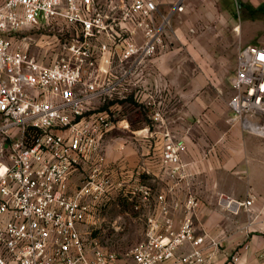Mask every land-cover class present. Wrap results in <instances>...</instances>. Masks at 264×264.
Instances as JSON below:
<instances>
[{
  "label": "built area",
  "instance_id": "built-area-1",
  "mask_svg": "<svg viewBox=\"0 0 264 264\" xmlns=\"http://www.w3.org/2000/svg\"><path fill=\"white\" fill-rule=\"evenodd\" d=\"M185 6V0H0V264L118 261L97 242L90 249L82 226L122 187L105 151L111 130L130 128L123 106L145 110L148 132L162 126L167 90L153 61L173 45L171 26ZM230 88L228 121L264 136V46L239 50ZM164 135L162 160L176 172L186 145L169 129ZM77 172L83 176L74 184ZM158 199L163 219H147L134 264H209L204 235H195L191 219L174 229L164 195ZM253 201L218 196L235 215L251 212ZM196 204L189 195L188 205ZM185 243L192 250L177 256Z\"/></svg>",
  "mask_w": 264,
  "mask_h": 264
},
{
  "label": "crops",
  "instance_id": "crops-1",
  "mask_svg": "<svg viewBox=\"0 0 264 264\" xmlns=\"http://www.w3.org/2000/svg\"><path fill=\"white\" fill-rule=\"evenodd\" d=\"M175 51L172 45L154 61L157 78L167 90L162 126H151L148 132L147 121L125 115L130 128L115 127L107 137V159L115 181L122 182L121 188L109 194V200L121 195L128 204L123 211L144 219L147 230L150 216L163 219L158 196L164 195L174 229H179L184 219H191L195 235H204L206 251L211 253L209 264H264V136L246 130L240 123L231 124L227 102L221 104L224 114L217 115L220 101L211 102L206 94L192 101L193 93L179 94ZM136 109L133 112L137 115L145 113ZM195 112L200 115L197 122ZM166 129L186 145L176 172L162 160ZM82 176L77 172L73 183H80ZM145 190L150 192L148 198ZM220 193L240 199L252 195L251 212L232 214L218 203ZM189 195L197 201L194 207L188 205ZM212 241L218 246H211ZM191 250L192 245L185 243L176 255ZM234 254L239 255L236 261L231 260ZM115 264H121L119 259ZM168 264L182 263L174 259Z\"/></svg>",
  "mask_w": 264,
  "mask_h": 264
},
{
  "label": "rangeland",
  "instance_id": "rangeland-1",
  "mask_svg": "<svg viewBox=\"0 0 264 264\" xmlns=\"http://www.w3.org/2000/svg\"><path fill=\"white\" fill-rule=\"evenodd\" d=\"M185 5L171 26L176 34L171 39L176 47L173 60L178 69L179 94L193 93L192 101L206 94L209 101H220L215 113L222 115L221 104L228 103L231 95L229 76L239 50L247 45L264 46V0H185ZM48 54L52 58L55 51L49 50ZM136 108L133 103L124 105L122 113L149 122L146 115L133 112ZM198 115L194 113V122ZM108 202L99 217L93 214L83 224L86 243L92 249L96 241L116 252L119 263L133 264L132 251L145 238L146 222L136 213L123 211L128 204L121 195L115 194L110 200L108 197Z\"/></svg>",
  "mask_w": 264,
  "mask_h": 264
},
{
  "label": "trees",
  "instance_id": "trees-1",
  "mask_svg": "<svg viewBox=\"0 0 264 264\" xmlns=\"http://www.w3.org/2000/svg\"><path fill=\"white\" fill-rule=\"evenodd\" d=\"M107 107V105L105 104V105H103V107L102 108H106ZM140 111H142L143 112V110H140ZM144 113V112H143ZM145 114V113H144Z\"/></svg>",
  "mask_w": 264,
  "mask_h": 264
}]
</instances>
